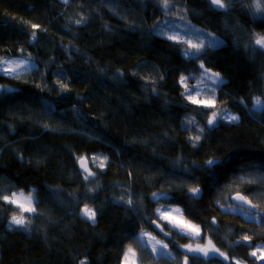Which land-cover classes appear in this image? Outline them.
I'll return each instance as SVG.
<instances>
[{
  "label": "trees",
  "instance_id": "1",
  "mask_svg": "<svg viewBox=\"0 0 264 264\" xmlns=\"http://www.w3.org/2000/svg\"><path fill=\"white\" fill-rule=\"evenodd\" d=\"M168 3L174 9L163 0H0V58L26 53L36 68L24 79L0 73L10 88L0 91V191L33 189L36 209L23 213L26 227L10 226L20 210L0 199V264H122L129 249L138 264H225L183 252L191 239L168 229L173 260L141 244L142 231L163 237L150 222L162 204L180 208L219 254L264 264L250 257L264 245V112L251 111L256 99L264 103V48L255 44L264 22L253 16L254 0H224L225 9L211 0ZM185 21L250 68V97L214 49L185 58L181 44L174 51L157 36ZM198 64L223 83L205 81ZM199 85L208 91L192 103L187 90ZM215 110L239 119L210 127ZM79 158L89 162L87 180ZM209 160L218 162L211 171ZM236 193L259 208V225L223 210ZM85 206L94 221L81 215Z\"/></svg>",
  "mask_w": 264,
  "mask_h": 264
},
{
  "label": "rangeland",
  "instance_id": "2",
  "mask_svg": "<svg viewBox=\"0 0 264 264\" xmlns=\"http://www.w3.org/2000/svg\"><path fill=\"white\" fill-rule=\"evenodd\" d=\"M65 1V0H63ZM262 2V0H261ZM263 3V2H262ZM157 36L159 37V39H163V40H167L166 44L169 48H171L174 51H178L177 50V44H181V46L183 47V51H181V55H183L185 58L187 57H192L194 58L195 54L197 53V50L195 47H192V45H203V47L200 48V50L204 49V48H211L214 49V51L216 52V54L218 56H220V63L223 69H226L228 71H232L234 72L239 79H242L244 81V85L241 88V97L246 96V94L249 92V87H248V83L254 78L253 73H251L250 68L248 67H243L240 66L238 63L239 58H237L235 52L231 49V48H227L225 46H223L222 41L220 40V38H217L215 35H213L210 32H206L203 31L202 29L199 28H195L193 26H191L187 21L184 22H180V23H168L165 24L164 27H161L160 29H158L157 31ZM169 37H172V39H169ZM215 37L216 41L215 43L212 44V46H208L209 45V41ZM179 46V45H178ZM185 53H187V55H185ZM23 62V63H21ZM7 67L10 70L5 72L3 71V69ZM198 68L202 73V77L205 79V81H209V83H212L213 85L216 86H220V84L222 83H216L214 84L212 82V79H210L209 77H211L212 72L211 71H207L205 72V69H203L201 67V64H198ZM35 64L32 60V58L26 54V53H22L20 56H18L17 58H6V59H1L0 58V73L5 76V77H12L15 79H24L26 77H28V75L35 70ZM221 79V78H220ZM223 81V80H222ZM204 86H195L193 88H189V90H187V93H191V96L195 99H200V97L203 96V91H208V88H205ZM10 88H5V87H1L0 86V91H5L8 92ZM256 101V100H255ZM261 108H264V103L262 102L261 105H256V103L254 102L253 108L255 110H259ZM216 113V117L213 120V123L210 125V127H212L213 125H217L219 124V122L222 121H226V122H236V121H231L230 120V116L234 115L233 113L231 114L230 112L227 111H221V110H215L213 111ZM207 116V122L210 119H213L212 113ZM236 116V115H235ZM222 117H228V118H222ZM97 165L99 167H101L104 163V160L102 159H96L95 160ZM33 191L29 194H24V196H29L32 195L33 196ZM19 192L17 193V196H19ZM155 196H158V194H155ZM34 197V196H33ZM35 202V199H34ZM34 202L32 204V207L35 208L34 206ZM14 206V205H12ZM27 206V205H26ZM15 207V206H14ZM233 207V206H232ZM84 209H82L81 211V215H83V217L88 220V221H93L91 219H89L86 215H84ZM176 209H179V211H176ZM167 210V211H166ZM225 212H231L234 214H238L240 215L242 218H244L245 220H249L257 225H259V223L261 222V217L260 215H256L250 211L246 212L243 210H240L239 208L236 207H228L226 206L225 209H223ZM155 221L157 223V225H159V227H161V229H163V237H158L155 234H152L148 231H143L142 235L140 236V241L142 244H145L148 249L150 250V252L157 258H167L169 260H173L174 259V255L173 253H171L167 243L164 242V238L166 237H170L169 233L165 230L164 231V227L166 226V228L172 232H177L178 234H180L183 237H188L191 239L192 243L189 245H186L185 247H179L180 250H182L185 253H188L189 255H197V251L198 249H200V247H208L214 251H216L215 247L211 244L210 240H202L201 241V230H199V235H197L194 231L190 230L187 227H183V226H176L175 222H170L166 219H162L161 217L166 215V216H171L175 218L176 222H179L180 225H185V224H191L193 225L191 222H189L188 220H186L183 217L182 214V210L180 208L177 207H171L169 205H159L155 208ZM152 221L151 224H152ZM196 226V225H195ZM198 227V226H197ZM199 228V227H198ZM165 233H167V235H165ZM163 245H167V247H162ZM245 244L249 246L250 242L249 241H245ZM155 249V251H154ZM253 251L257 252V256H252L250 253V257L258 260V262H264V258H259L261 257L262 253H264V245L260 244V245H256L253 248ZM252 251V252H253ZM128 254V262L129 264H138V259L137 256L134 254V252H126ZM125 253V254H126ZM226 256H228V254H224ZM229 260L228 261H233L234 264H245L240 260H236L235 258H232L230 256H228ZM122 264H126L125 258L122 262Z\"/></svg>",
  "mask_w": 264,
  "mask_h": 264
},
{
  "label": "snow or ice",
  "instance_id": "3",
  "mask_svg": "<svg viewBox=\"0 0 264 264\" xmlns=\"http://www.w3.org/2000/svg\"><path fill=\"white\" fill-rule=\"evenodd\" d=\"M65 2H67V0H65ZM232 2H233V0H228L229 4H231ZM240 2H243V0H240ZM211 4L217 6V9H225L226 8L224 0H211ZM163 7H164V9L166 11H168L169 9H174V6L169 5L168 0H163ZM253 7L255 9V11L253 12V16L256 17V18H259L262 22H264V3H262L261 0H254ZM181 19H183V17H181ZM81 22L82 21H77V23H81ZM32 27H33V29H35V28H38L39 26L38 25H32ZM32 39L36 40L35 32H33V34H32ZM169 39H172V37H169ZM215 42H217L216 38L213 37L209 41V45L208 46H212V44L215 43ZM255 44L259 45L261 48H264V35H261L259 33H255ZM192 47H195L197 52H199L200 48L203 47V45L202 44L201 45H192ZM185 55H187V53H185ZM21 63H23V62H21ZM201 67L203 68L204 65H201ZM9 70L10 69L7 68V67H5L3 69V71H5V72H7ZM207 71H208V69H205V72H207ZM209 78L212 79V82L214 84L223 83V81L219 78V73H212L211 77H209ZM184 79H185L184 77H181V81L182 82L184 81ZM60 87L66 89L67 88V83L66 82L60 83ZM188 96H189V99H192L191 93H189ZM192 103H198V101L195 100V99H192ZM255 103H256V105H261L262 101L258 98V99H256ZM206 106L207 107H211V103H207ZM212 116H213V119H210L208 121V123L210 125L213 123V120L216 117V113L213 112ZM222 118H228V117H222ZM238 119H239V117H237L235 115L230 116V120L231 121H236ZM199 138H200L199 135H197L196 136V140H199ZM79 159L81 160V166L84 167V162H83L84 158H79ZM217 163L218 162L215 161V160H209L207 162L208 170L211 171L212 168H214ZM85 172L88 173V175L85 176V180H87L88 177L92 175V173L86 167H85ZM191 191H192V194L195 196V195H198L200 189L194 188V189H191ZM237 198L240 199V200H245L244 196H238ZM0 199H2L7 204L14 205L17 209L20 210V214L19 215H17V214H13L12 215L11 220L9 221V225L10 226L11 225H16V226H19V227H26L27 223L30 220V218L25 217L23 215V213L35 212L36 209L34 207H32V204L34 202V197L32 195L24 196L23 192H21L19 194V196H17L16 192H12L10 195H8V194H4L2 191H0ZM129 203H131V201H129ZM176 211H179V209H176ZM84 215H86L89 219H91L93 221L95 220V213L91 209L87 208V206H85ZM161 218L162 219H166V220H168L170 222H175L176 226H178V227H180V226L187 227L190 230L194 231L197 235H199V228L197 226H195V225H191V224L180 225V223L176 222L175 218L171 217V216L164 215ZM157 227H159V225H157ZM162 231H163V229H162ZM165 235H167V233H165ZM243 239L245 241H247V240H249V237L247 235H245V236H243ZM162 247H167V245H163L162 244ZM131 251L132 250L129 249V252H131ZM154 251H155V249H154ZM220 255L224 256L225 260L228 259V257L225 256L224 253H220ZM251 255L252 256H257V252L253 251V252H251ZM259 258H264V253H262L261 257H259ZM125 261H126V264H129V262H128V254L127 253L125 254ZM80 264H87V260L86 259L81 260Z\"/></svg>",
  "mask_w": 264,
  "mask_h": 264
},
{
  "label": "water",
  "instance_id": "4",
  "mask_svg": "<svg viewBox=\"0 0 264 264\" xmlns=\"http://www.w3.org/2000/svg\"><path fill=\"white\" fill-rule=\"evenodd\" d=\"M83 162H84V167L81 166V160L78 161V169H79L80 172H82V174L84 176H86V175H88V173L85 172V167L90 172H91V170H90V167H89V162L87 160H84V159H83ZM238 196H242V195L239 194V193H236V195H233L232 198H231V204L233 205V207L241 208L242 210H244L246 212L250 211V212H252V213H254L256 215H262V213L260 212V210L257 209L248 199L245 198V200H240V199L237 198ZM157 199H158V196L157 197H154V200H157ZM154 227L155 228L157 227V224L156 223H154ZM198 253H199V256L201 258L207 259V258H218V257H220V259L225 264H230V261H228V259L225 260L224 259V256H221L219 254V252L213 251L212 249L203 247V248H201V249L198 250Z\"/></svg>",
  "mask_w": 264,
  "mask_h": 264
},
{
  "label": "bare ground",
  "instance_id": "5",
  "mask_svg": "<svg viewBox=\"0 0 264 264\" xmlns=\"http://www.w3.org/2000/svg\"><path fill=\"white\" fill-rule=\"evenodd\" d=\"M246 96L250 97V90H249V92L246 94ZM251 111H252L254 114H259V115L263 114V112H264L263 108H261V109H259V110L251 109ZM32 191H33V189H32L29 193H31ZM20 193H21V192H20ZM23 193H24V194H29V193H25L24 191H23ZM153 201H157V200H154V199H153ZM255 207H256V206H255ZM177 208H178V207H177ZM237 208H238V207H237ZM256 208H257V207H256ZM239 209L242 210L241 208H239ZM257 209H259V208H257ZM243 211H244V210H243ZM246 221H247V220H246ZM248 221H249V220H248ZM213 222H214V223H213ZM154 223H156V222H155V221H152V226H153V229L155 230V232L159 233L160 235H163L164 232L162 231L161 227H156V228H155V227H154ZM156 224H157V223H156ZM215 224H216V223H215V221L213 220V221H212V225L215 226ZM193 225H194V224H193ZM195 225H196V224H195ZM196 226H197V225H196ZM198 227H199V226H198ZM166 229H167V228H166V226H165V227H164V231H165ZM199 230H200V228H199ZM142 232H143V231H142ZM142 232H141L140 236L142 235ZM153 234H154V233H153ZM201 235H202V231H201ZM140 236H139V238H140ZM141 244H142V243H141ZM260 244H261V243H260ZM260 244H259V245H260ZM144 246L147 247L145 244H144ZM255 246H256V245H255ZM147 248H148V247H147ZM201 248H203V247H200V249H201ZM252 251H253V250H252ZM252 251H251V252H252ZM251 252H250V253H251Z\"/></svg>",
  "mask_w": 264,
  "mask_h": 264
},
{
  "label": "flooded vegetation",
  "instance_id": "6",
  "mask_svg": "<svg viewBox=\"0 0 264 264\" xmlns=\"http://www.w3.org/2000/svg\"><path fill=\"white\" fill-rule=\"evenodd\" d=\"M199 250V249H198Z\"/></svg>",
  "mask_w": 264,
  "mask_h": 264
}]
</instances>
